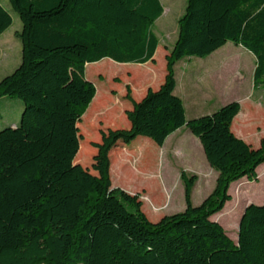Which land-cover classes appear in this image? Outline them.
<instances>
[{
    "label": "trees",
    "instance_id": "1",
    "mask_svg": "<svg viewBox=\"0 0 264 264\" xmlns=\"http://www.w3.org/2000/svg\"><path fill=\"white\" fill-rule=\"evenodd\" d=\"M9 2L23 23L16 32L22 60L0 79V98H17L23 109L16 126L0 128V264H264V203L245 207L237 241L213 219L232 199L233 182L258 180L264 141L256 147L233 131L240 101L188 119L175 93L177 61L208 56L228 41L255 55L254 87H264V0H187L178 37L166 54L164 82L149 87L140 100L127 84L130 126L102 130L101 140L91 144L96 153L90 166L78 159L80 126L87 130L102 104L86 64L106 68V57L155 62L160 39L153 26L164 5L161 0ZM12 22L0 0V36ZM183 126L199 138L218 171L216 183L194 204L198 175L182 169L185 209L152 221L140 193L113 186L111 151L141 135L162 146Z\"/></svg>",
    "mask_w": 264,
    "mask_h": 264
},
{
    "label": "rangeland",
    "instance_id": "2",
    "mask_svg": "<svg viewBox=\"0 0 264 264\" xmlns=\"http://www.w3.org/2000/svg\"><path fill=\"white\" fill-rule=\"evenodd\" d=\"M2 1L13 17L12 25L5 32L4 37L7 38V41L10 42L9 45L13 48L12 53L15 54L17 52L20 60L22 42L16 32L22 29L23 23L19 14L12 8L9 0ZM161 1L164 5V12L153 26L154 32L160 39L155 62H118L106 57L102 59L106 62V68L99 69L95 65L97 62L86 64V76L96 84V95H99L102 109L99 112L100 115L94 117L92 122L88 123L87 130L80 126L84 138L82 139V150L78 159L82 160L85 165H91L93 155L96 153V147L91 144L93 141L101 140L102 130H106L109 127L130 126V121L125 113L126 108L124 107V103L129 104L132 102L127 97V84L130 85L131 90L134 88L136 96V89H144L157 84L154 71L158 74H163L166 71V53L172 48L178 37V20L185 12L187 0ZM239 46L241 45L228 41L218 50L219 52H227L232 50V47L239 50H248L243 46ZM196 57L198 56L193 58ZM215 58L216 56H214L213 61L222 62V59ZM190 60V57H185L179 62L177 66L179 74H181V71ZM239 63L240 60L237 58L232 60L233 70ZM149 65L153 67V72L147 68ZM244 71L246 75L245 84H247L251 74L247 67L244 68ZM252 89L264 102V87L255 88L253 83ZM91 105L92 102L89 108ZM209 109L214 108H205L199 111L207 113V111H210ZM196 113L201 112H193L191 108H188L187 115L189 118H193L194 115H197ZM260 117L261 119L254 126L260 132L259 138H250L254 145H259L261 141V131L264 130V111ZM81 122H83V119ZM184 128H186V132H190V136L184 131L185 129H182L171 135L172 137H169L163 146H159L151 139L155 147L147 150V160H144V164L133 162L130 165L132 170L138 166L147 173V188L143 189L140 194L143 200V210L152 221L160 219L165 214L185 209V184L181 177L182 169L189 174L196 173L198 175L192 194L194 204H200L215 186L218 171L207 160L199 138L187 126ZM133 144L134 142L131 145ZM131 145L126 143V146ZM118 146L120 147V145ZM118 146H115L111 151L112 160L116 157L115 149L119 148ZM131 176L132 180L138 177L133 172ZM263 185L264 162L258 167V180H249L244 177L231 184L230 193L232 194V199L226 203L220 212L213 215V219L220 221L234 240L237 241L239 221L245 207L250 202L264 203Z\"/></svg>",
    "mask_w": 264,
    "mask_h": 264
},
{
    "label": "crops",
    "instance_id": "3",
    "mask_svg": "<svg viewBox=\"0 0 264 264\" xmlns=\"http://www.w3.org/2000/svg\"><path fill=\"white\" fill-rule=\"evenodd\" d=\"M5 32L0 36V79L14 71L22 60V56L19 60L17 52L15 54L12 53L13 48L9 45L10 42L7 41V38L4 37ZM214 56H216L215 59H222V62L213 61ZM193 57L190 56L191 60L185 65L181 74L178 73L177 66L182 59L177 61L175 65L177 80L175 93L183 99L187 118L190 119L187 115L188 108H191L193 112H201L193 116L198 117L212 113L233 100H238L241 103V109L233 120L232 129L239 137L254 145L250 138H259L260 132L254 126L261 119L260 116H262L264 111V102L252 89L256 66L255 55L249 50H239L232 47V50L227 52H219L217 49L208 56ZM235 58L240 60V63L233 70L232 60H235ZM245 67H247L251 74L247 84H245ZM147 68L153 72L151 65L147 66ZM154 73L157 84L150 87L157 89L164 82L166 71L163 74H158L155 71ZM148 88L136 89V96L133 88L132 96L135 100H140L147 93ZM124 107L126 109L132 108L133 102L129 104L124 103ZM205 108L214 109H209L210 111H207V113L199 111ZM22 109L23 103L17 98L8 96L0 98V128L4 125L16 126L20 121ZM184 127L186 126L171 133L166 141L169 137H172L171 135L182 129H185L184 131L186 132L187 130ZM186 133L188 136L191 135L190 132ZM261 133L259 145L264 141L262 139L264 137V130ZM151 139L150 137L141 135L130 143L131 145L134 142L133 145L126 146V144H121L120 147L118 146L119 148L115 149L116 157L113 160L111 157L113 186L122 187L131 193H141L143 189L147 188V173L138 166L132 170L130 165L133 162L144 164V160H147V150L155 147ZM259 145L254 146L257 147ZM132 172L138 176L133 180L131 179Z\"/></svg>",
    "mask_w": 264,
    "mask_h": 264
}]
</instances>
